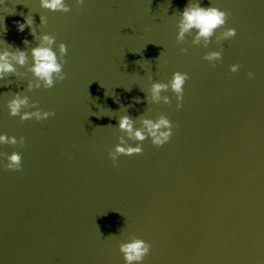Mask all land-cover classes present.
I'll list each match as a JSON object with an SVG mask.
<instances>
[{
  "label": "water",
  "instance_id": "1",
  "mask_svg": "<svg viewBox=\"0 0 264 264\" xmlns=\"http://www.w3.org/2000/svg\"><path fill=\"white\" fill-rule=\"evenodd\" d=\"M65 3L0 6V52L26 55L0 80V135L16 141L0 144V264H125L118 245L132 238L150 245L143 264H264V0ZM197 3L228 13L207 43L194 28L178 39L180 12ZM24 17L31 35L16 30ZM45 35L65 74L51 88L30 71ZM177 71L188 76L182 106L170 90L153 101L152 84ZM16 94L21 112L55 115H9ZM125 115L133 132L167 117L172 136L113 164L108 151L135 142L118 127ZM14 151L20 171L4 167Z\"/></svg>",
  "mask_w": 264,
  "mask_h": 264
},
{
  "label": "clouds",
  "instance_id": "2",
  "mask_svg": "<svg viewBox=\"0 0 264 264\" xmlns=\"http://www.w3.org/2000/svg\"><path fill=\"white\" fill-rule=\"evenodd\" d=\"M41 6L52 11L68 12L69 8L65 3V0H40ZM84 0H77L78 4H82ZM4 5V0H0V6ZM182 17L179 24L178 39L183 37V34L190 29H196V41L201 38L205 43L212 37L216 30L224 28L226 24L228 13L215 8V7H202L199 3L191 6L186 5L180 12ZM15 27L17 32H23L27 27L29 28V34H33L31 30L32 20L29 17H24L23 22L15 21ZM236 35L235 28H226L222 36L225 39L232 38ZM22 43H27L26 40ZM53 38L45 35L42 37V46L33 48L32 57L33 64L30 71L37 78L36 86L39 87L43 82L45 87H54L57 80L63 81L65 74L63 72V65L58 61L56 52L52 49ZM59 51L61 56L67 54V48L64 44L59 45ZM222 51V50H221ZM221 51H211L204 55L203 59L209 61L215 66V62L222 59ZM26 60V55L23 49H17L16 52L3 51L0 52V80H3L9 73L14 72L13 61L16 64L23 65ZM240 68L239 64H232L229 66V71L236 73ZM249 77L253 76L252 72L248 73ZM188 79L187 73L174 72L171 79L165 83H153L150 89L151 99L153 101L159 99L161 90H170L176 99V107L179 109L182 106L183 100V87ZM31 87V85H29ZM148 97H145L147 100ZM167 102V98H165ZM27 103L26 97H20L19 94L14 95L13 99L8 102L9 115H19L21 120L35 119L37 121L46 120L49 117L55 115L54 112L46 111L40 112L39 110L31 113L21 112V107ZM142 130H132V118L125 115L121 116L118 122V127L128 133L129 138H134L135 142L132 144H126L123 141L119 145L114 146L108 151V156L115 164L118 158L122 155L132 156L141 154L143 149L141 147L142 142L146 139L150 140L152 145L160 147L167 143L172 136L173 125L167 117H161L156 121L151 119L142 120ZM16 141L12 137L7 135H0V144H15ZM24 138L21 137L19 145L23 146ZM7 161L4 167L12 171L21 170V156L18 152H12L10 155L5 156ZM119 252L123 255L125 264H143L144 258L149 254L150 245L142 239L132 238L125 242H121L118 245Z\"/></svg>",
  "mask_w": 264,
  "mask_h": 264
}]
</instances>
